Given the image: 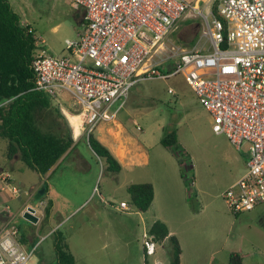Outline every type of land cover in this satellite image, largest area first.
I'll list each match as a JSON object with an SVG mask.
<instances>
[{
    "label": "built area",
    "instance_id": "2783aa9c",
    "mask_svg": "<svg viewBox=\"0 0 264 264\" xmlns=\"http://www.w3.org/2000/svg\"><path fill=\"white\" fill-rule=\"evenodd\" d=\"M70 1L84 11L85 30L66 41L61 57L37 38L36 90L53 99L71 94L88 137L124 108L140 81L183 75L211 114L214 133L239 151L246 146L249 154L246 172L223 193L227 207L238 216L263 205L264 0ZM195 17L206 22L212 51L171 43L180 23ZM115 208L132 210L125 201ZM142 240L145 258L155 255L157 242L146 226ZM34 253L23 248L19 230L7 226L0 236V264H32Z\"/></svg>",
    "mask_w": 264,
    "mask_h": 264
},
{
    "label": "rangeland",
    "instance_id": "374dc122",
    "mask_svg": "<svg viewBox=\"0 0 264 264\" xmlns=\"http://www.w3.org/2000/svg\"><path fill=\"white\" fill-rule=\"evenodd\" d=\"M13 10L20 16L24 26L35 30L36 37L43 41V46L53 56L61 57L66 54V41L75 40L84 31L81 24L84 11L75 7L70 0H8ZM194 23L199 25V33L191 40L195 29L186 28L180 36L182 26ZM208 30L207 24L201 17L183 20L178 29L170 36L171 43L183 48L197 45L198 49L212 51L209 39L204 36ZM173 89L175 95L169 94ZM53 107L59 108L64 119L58 118L66 129H71L72 135L82 131L79 116L80 108L71 94L54 99ZM115 105L112 110H116ZM119 119L126 124L128 132L141 140L147 136L148 144L153 146L152 165L157 162L156 153H167L161 140L172 132H177L178 146L175 151L179 165L183 170L185 182L186 207L193 214L199 213L198 222H189L198 233L190 240L200 245L199 260L194 264H205L206 256L217 251V262L223 259L227 263L232 252H239L243 264H264V204L251 212L238 216L231 213L227 207L223 193L229 187L234 173L232 156L239 153L244 160L249 159L246 146L242 151L229 142L224 135L213 131L211 114L202 106L192 88L183 75L169 79L153 78L140 81L130 91L124 108L118 113ZM48 119V121H47ZM72 126L70 125L69 120ZM48 115L42 124L49 122ZM75 123H74V121ZM51 124V123H50ZM77 124V125H76ZM47 130V125L43 127ZM74 129V130H73ZM57 130V127L54 128ZM58 132V131H57ZM82 142L78 148L89 163L86 173L71 169L68 159L52 178L60 181L69 192V199L62 202L65 206L61 212L68 214L81 201L82 194L93 188L92 202L74 211L59 228L65 236H75L74 250L80 264H172V246L170 241L157 246V255L145 258L143 251L144 224L138 217L122 218L125 213H117L115 206L121 200H129L125 184L129 181L126 174L114 176L105 170V164L90 150L87 140V130L82 132ZM6 141L0 139V154L7 151ZM2 157L0 164L6 166ZM32 170L29 177H36ZM52 182L47 181V184ZM72 192L75 195L72 196ZM104 199V200H103ZM138 212L136 208L132 209ZM99 212L92 217V212ZM91 216L92 226L99 228L97 235L77 232L78 226ZM58 220V219H56ZM126 221V227L120 223ZM128 221V222H127ZM32 224L22 216L19 226L24 231H31ZM148 223V222H147ZM37 231V227L33 226ZM39 240L45 232L40 233ZM53 238V237H52ZM52 238L39 241L34 248V262H48L53 257L51 251ZM55 253V252H54ZM189 264V263H188ZM192 264V263H190ZM216 264V261H215Z\"/></svg>",
    "mask_w": 264,
    "mask_h": 264
},
{
    "label": "crops",
    "instance_id": "0c3cea01",
    "mask_svg": "<svg viewBox=\"0 0 264 264\" xmlns=\"http://www.w3.org/2000/svg\"><path fill=\"white\" fill-rule=\"evenodd\" d=\"M188 19L191 18H187L185 21ZM81 24L84 26V16ZM193 25L194 23L182 27L185 29H195ZM83 32L84 31H81L78 35L80 36ZM197 35L195 37H197ZM193 39L195 38L192 37L191 40ZM196 48H198L197 45L192 47L187 46L186 49L194 50ZM68 120L73 128L70 119ZM80 126L82 128L81 121ZM82 132L83 128L79 135H73L74 144L72 148L46 175H41L30 169L21 160L10 162L7 159L6 153L3 155L0 154V161L3 157L6 159L5 163H7L6 166L0 164V236L7 226L16 227L19 230L21 244L27 251H32L38 245L39 241L43 239L46 241L48 238L53 237L51 245V251L53 250L55 252H53V257L48 262L39 261V264L57 263L54 235L58 231L61 232L59 226L65 222L74 211L92 202L93 188L89 187V189L82 194V197H80L81 201L75 206V209H73L71 213L63 214L61 210L65 206L62 205V202L69 199L70 194L67 188L63 187L64 183L59 180H52L54 175L59 172L60 168L68 159L72 163L71 169L80 173H86L88 171L90 166L88 160L80 153L78 148L79 144L82 142L80 139ZM94 135L111 151L122 165V171L117 176L122 174L127 175L129 181L125 184L126 187L131 184L141 183H150L154 187V202L147 212H134L133 210L130 212H121L115 208L116 212L125 213V217H122L125 219L138 217L140 222L148 228L156 221L160 220L164 222L170 231V235L175 236L179 241L182 249L181 264H194V260H199L202 252L199 250L200 245L197 243L198 239L195 244L196 249H194V241L190 240L194 232H198L188 225L189 222H198L200 220L198 217L199 213L193 214V212L186 207V186L178 156L171 149L166 148L167 153L159 151L155 154L157 162L153 166L151 161L153 146L148 144L147 136L138 140L131 135L126 128V124L119 119V114L110 121L100 123L95 128ZM247 161L248 160H244L239 153L234 152L232 156L234 173L230 179L229 187L244 175L247 169ZM31 170L35 172L36 177L28 176V172ZM48 180L52 182L47 184ZM73 195H75V193L72 192V196ZM124 201L129 204L127 199L121 200L120 202ZM29 207L36 209V216L39 218V221L37 224L30 223L27 228L31 231L28 232L24 231L18 223ZM259 207L260 206L257 208ZM99 212H92V217H97ZM120 223L124 226L126 225V221H120ZM80 225L75 235L79 234V232L97 235L98 231H100L99 228L92 226L91 216ZM33 226L38 228L37 231ZM42 232H45V234H43L39 240L38 236L41 235L40 233ZM66 238L76 264H80V260L74 250L75 244L73 241L75 236H66ZM167 241L169 240L167 239L163 243H157V246L163 245ZM157 250L158 249H156V253L153 256L157 255ZM217 254V251L214 250L210 253L209 257L206 256L207 261L205 264H215V261L216 264H228L224 259L220 263L217 262Z\"/></svg>",
    "mask_w": 264,
    "mask_h": 264
},
{
    "label": "trees",
    "instance_id": "16d2710c",
    "mask_svg": "<svg viewBox=\"0 0 264 264\" xmlns=\"http://www.w3.org/2000/svg\"><path fill=\"white\" fill-rule=\"evenodd\" d=\"M218 17L226 23L222 17ZM37 41L35 30L21 23L20 16L9 1L0 0V138L7 142L6 156L10 162L21 160L30 169L46 175L72 148L74 139L71 129H66L54 116L55 109L58 118L64 119L60 109L53 107L54 99L36 90L33 61L39 49ZM47 115L51 124H42ZM44 125L49 129L44 130ZM55 127L57 130H54ZM86 143L105 164L107 172L114 176L121 173L122 165L97 139L94 131L89 134ZM161 144L177 155V132L167 135L161 140ZM127 192L131 206L141 212H147L151 208L155 198L152 184H131L127 187ZM150 232L157 243H163L167 239L170 241L172 264H181V246L178 239L170 235L167 225L160 220L156 221L150 227ZM54 236L56 264H76L65 234L58 231ZM243 262L239 252L230 254L228 264Z\"/></svg>",
    "mask_w": 264,
    "mask_h": 264
},
{
    "label": "water",
    "instance_id": "95a60500",
    "mask_svg": "<svg viewBox=\"0 0 264 264\" xmlns=\"http://www.w3.org/2000/svg\"><path fill=\"white\" fill-rule=\"evenodd\" d=\"M193 27L196 28L195 33L193 35V37L195 38V36L199 33V28L200 27H199V25H196V24L193 25ZM36 212L37 211H36L35 208L29 207L27 209V211L24 213L23 217H24V219L28 220L29 222L37 224L38 221H39V218L36 216Z\"/></svg>",
    "mask_w": 264,
    "mask_h": 264
},
{
    "label": "flooded vegetation",
    "instance_id": "af4514ba",
    "mask_svg": "<svg viewBox=\"0 0 264 264\" xmlns=\"http://www.w3.org/2000/svg\"><path fill=\"white\" fill-rule=\"evenodd\" d=\"M187 30L185 28L182 27L181 31H180V36H183L184 33L186 32Z\"/></svg>",
    "mask_w": 264,
    "mask_h": 264
},
{
    "label": "bare ground",
    "instance_id": "6f19581e",
    "mask_svg": "<svg viewBox=\"0 0 264 264\" xmlns=\"http://www.w3.org/2000/svg\"><path fill=\"white\" fill-rule=\"evenodd\" d=\"M75 117H77V116H75Z\"/></svg>",
    "mask_w": 264,
    "mask_h": 264
}]
</instances>
